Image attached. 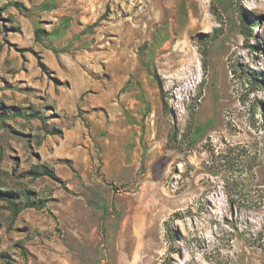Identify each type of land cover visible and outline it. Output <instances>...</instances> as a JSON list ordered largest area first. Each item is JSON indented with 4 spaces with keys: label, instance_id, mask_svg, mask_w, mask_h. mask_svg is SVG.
I'll return each mask as SVG.
<instances>
[{
    "label": "rangeland",
    "instance_id": "374dc122",
    "mask_svg": "<svg viewBox=\"0 0 264 264\" xmlns=\"http://www.w3.org/2000/svg\"><path fill=\"white\" fill-rule=\"evenodd\" d=\"M0 264H264V0H0Z\"/></svg>",
    "mask_w": 264,
    "mask_h": 264
},
{
    "label": "trees",
    "instance_id": "16d2710c",
    "mask_svg": "<svg viewBox=\"0 0 264 264\" xmlns=\"http://www.w3.org/2000/svg\"><path fill=\"white\" fill-rule=\"evenodd\" d=\"M245 20V18H244ZM254 79L256 81H258V77H254ZM253 205V204H252ZM31 207H38L40 209L44 208V205H36L35 203L31 202V201H28L23 207H18L14 204V210H15V214H19L22 210L26 209V208H31Z\"/></svg>",
    "mask_w": 264,
    "mask_h": 264
}]
</instances>
